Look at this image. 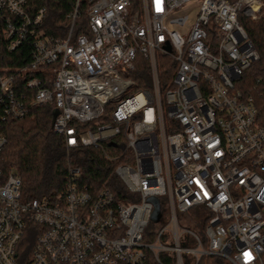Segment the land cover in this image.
<instances>
[{"label":"built area","instance_id":"2783aa9c","mask_svg":"<svg viewBox=\"0 0 264 264\" xmlns=\"http://www.w3.org/2000/svg\"><path fill=\"white\" fill-rule=\"evenodd\" d=\"M26 6L0 0L7 50L33 47L27 66L0 69L1 122L53 106L52 131L68 152L92 148L121 161L115 174L128 200L91 191L70 165L55 204L27 200L21 179L0 169V264H20L31 227L37 238L24 264H264V128L238 89L259 60L243 22L260 21L264 0H74L65 38L46 36V11L30 17ZM82 8L86 30L76 36ZM161 57L170 63L165 83ZM139 59L149 65L145 87L133 76ZM25 73H40L27 94L17 85ZM7 143L0 135V156ZM193 211L200 217L183 219Z\"/></svg>","mask_w":264,"mask_h":264},{"label":"trees","instance_id":"16d2710c","mask_svg":"<svg viewBox=\"0 0 264 264\" xmlns=\"http://www.w3.org/2000/svg\"><path fill=\"white\" fill-rule=\"evenodd\" d=\"M26 1V11L30 17L40 10L46 11L45 19L40 26V30L46 36L53 38L67 36L70 28L67 15L73 8L74 0ZM86 22L87 15L85 9L82 8V17L74 33L76 36L85 31L81 25H85ZM243 25L259 54V60L243 74L238 83V89L246 97L253 99L258 113L257 124L264 128V16L256 24L244 21ZM2 28L3 23L0 18V69L2 70L1 75H6L12 70L24 68L29 64L33 47L28 40L17 51L10 53L7 50V42L3 33H1ZM163 61L167 63L169 61L163 57L160 58L159 74L165 83L170 80L171 76H168V70L166 71ZM137 63L133 76L140 83V87H145V83L149 81V65L143 59H139ZM32 75L40 76V73H25L17 79L18 88L24 94H27L24 85ZM28 95L31 94L28 93ZM55 112L53 106L29 108L28 116L22 120L6 122L0 120V135L5 136L8 142L0 156V169L4 176L15 174L21 179L24 199L48 200L55 204L64 192L65 176L70 165L81 172L83 181L91 191L96 192L107 187L118 198L128 200L127 190L115 174L121 161L111 162L106 159V155L101 150L92 148L68 152L64 138L52 131ZM105 149L110 156L121 154L120 150L115 151L107 147ZM161 212H163L162 209ZM37 231V228L31 227L23 243H27L30 247L33 246L36 242ZM224 263L226 261L222 259L208 257L202 258L199 264ZM20 264H24V261Z\"/></svg>","mask_w":264,"mask_h":264},{"label":"rangeland","instance_id":"374dc122","mask_svg":"<svg viewBox=\"0 0 264 264\" xmlns=\"http://www.w3.org/2000/svg\"><path fill=\"white\" fill-rule=\"evenodd\" d=\"M196 12H197V10H194L192 12H189V11L187 12L189 14V21H188V25L189 26H191L193 24V22L195 20ZM263 16H264V9L261 12V18H263ZM86 25H87V22L85 23V25H81V28L86 30ZM180 30L184 31V29H180ZM163 62L162 63L165 64L164 67H167L170 64V63H167V61H163ZM166 64H168V65H166ZM199 217H200L199 213L197 211H193L189 216H186L183 219H187V220L191 219V218L192 219H197ZM187 225H190V222H187ZM199 234L201 235V237H204L203 236V232H200ZM25 238H26V236H25ZM23 242H24V240H23ZM33 248H34V245L30 247L27 243L26 244L25 243L21 244V247L19 249V255H20L19 256V263H21V261H24V263H25V262H28V261L31 260L32 254H33ZM224 264H228V263L226 262Z\"/></svg>","mask_w":264,"mask_h":264},{"label":"water","instance_id":"95a60500","mask_svg":"<svg viewBox=\"0 0 264 264\" xmlns=\"http://www.w3.org/2000/svg\"><path fill=\"white\" fill-rule=\"evenodd\" d=\"M56 115H57V111L55 112V118H56ZM55 118H54V121H55ZM53 121V123H54ZM152 202L156 205V208L154 210V213L152 215V222L154 223H159V221L161 220V213H160V209L158 207V200L154 199L152 200Z\"/></svg>","mask_w":264,"mask_h":264}]
</instances>
